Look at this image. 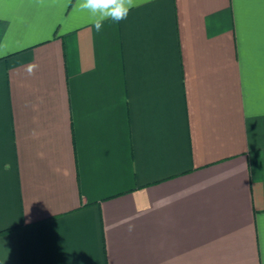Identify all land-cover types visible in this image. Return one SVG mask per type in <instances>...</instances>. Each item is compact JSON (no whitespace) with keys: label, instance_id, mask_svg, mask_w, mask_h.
<instances>
[{"label":"crops","instance_id":"1","mask_svg":"<svg viewBox=\"0 0 264 264\" xmlns=\"http://www.w3.org/2000/svg\"><path fill=\"white\" fill-rule=\"evenodd\" d=\"M0 264H264V0H0Z\"/></svg>","mask_w":264,"mask_h":264},{"label":"clouds","instance_id":"2","mask_svg":"<svg viewBox=\"0 0 264 264\" xmlns=\"http://www.w3.org/2000/svg\"><path fill=\"white\" fill-rule=\"evenodd\" d=\"M147 2V0H143ZM141 0H78V7L92 19V26L97 32L101 31L105 21L119 23L128 17L130 10L138 7ZM38 67L36 64L27 66L29 75ZM11 163H5V170L11 168Z\"/></svg>","mask_w":264,"mask_h":264}]
</instances>
